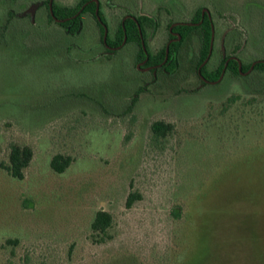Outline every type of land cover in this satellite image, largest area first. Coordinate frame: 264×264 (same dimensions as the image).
<instances>
[{"label": "rangeland", "instance_id": "1", "mask_svg": "<svg viewBox=\"0 0 264 264\" xmlns=\"http://www.w3.org/2000/svg\"><path fill=\"white\" fill-rule=\"evenodd\" d=\"M38 1L0 0V264H264V71L200 86L193 36L177 73L152 82L136 44L106 54L91 14L69 35ZM98 2L111 37L126 13L156 16L152 52L205 7L211 66L227 28L244 61L264 58V0ZM157 120L172 130L154 139ZM11 144L33 152L22 179L2 167ZM55 154L72 158L62 173ZM98 210L112 224L96 235Z\"/></svg>", "mask_w": 264, "mask_h": 264}, {"label": "trees", "instance_id": "2", "mask_svg": "<svg viewBox=\"0 0 264 264\" xmlns=\"http://www.w3.org/2000/svg\"><path fill=\"white\" fill-rule=\"evenodd\" d=\"M46 4L48 3V0H45ZM87 2V3H86ZM86 5L81 9V6L83 4ZM79 10H81L79 12ZM95 10V3L90 0H78L74 5H62L55 3L54 0L52 2V11L54 14V17L58 19H63V21L57 23L60 27L63 28L64 32L70 35H74L75 33L79 32V20L81 19V15L83 13L89 12L90 14L94 15ZM79 12L76 17H73L74 14ZM99 15L102 19L101 13L99 11ZM48 19L50 22L53 21V18L48 13ZM201 20V21H200ZM191 22H199L198 25H188V24H181L174 27L175 30H177L181 36V39L179 41L172 42L169 45V52H168V58H172V62H174L173 57H176L178 55V52L180 51L181 47L183 46V43L186 41H190L193 37V35H197L199 38V47L198 51L193 54L190 60L192 62L191 69L194 71L197 70L201 62L205 59L207 56L208 50H209V44H210V37H211V27L210 22L206 15L203 17L201 16V9H197L195 12L194 17L191 19ZM156 21L148 14L141 13L135 16V19L129 17L124 20L123 25L119 23L116 31H115V39L114 42L110 40V38L107 36V42L109 44L118 45L122 42L124 34L126 35V43H135L137 45V57L139 59H143L145 57L144 50L141 44V38L139 31L141 32V35L144 39V46L145 50L148 53L149 63L159 62L161 61L165 56V47H162L160 50H158L156 53H150L149 47L147 42L145 41L146 32L147 29H150L155 26ZM100 30V37L103 36V27L99 25ZM187 56L188 52L186 53ZM224 63V59L221 61L219 67L215 72H213L211 75H209V78L215 79L218 77L222 66ZM228 69L231 70L233 74L239 75V72L237 70V64L235 61L230 60L228 65ZM249 64H244L242 66V70L248 69ZM254 70H258L263 72L264 71V62L259 61L255 64ZM200 72L207 76L209 73L206 69V66H202L200 69ZM152 136L154 139H159L164 137L167 133H169L172 130V124L166 123L162 120L154 121L150 126ZM32 149L29 146L26 145H18V144H11L8 154V162L7 164L3 165V169L13 178L16 179H22L24 175V169L29 165L31 159H32ZM72 158L70 156H64L62 154H55L50 162L51 168L56 173H62L64 170L69 166ZM139 197V195L135 192L129 193L127 200H126V206L129 207ZM112 224V216L110 213L104 210H98L90 224V229L92 233L99 235L104 234L107 229Z\"/></svg>", "mask_w": 264, "mask_h": 264}, {"label": "flooded vegetation", "instance_id": "3", "mask_svg": "<svg viewBox=\"0 0 264 264\" xmlns=\"http://www.w3.org/2000/svg\"><path fill=\"white\" fill-rule=\"evenodd\" d=\"M90 1H93L95 3L94 15L91 14V16L95 20L97 26L99 24L103 27V36H102V38L100 37V40H101V43L103 45L104 52L106 54L110 55L112 52L118 50L119 48H121L122 46L127 44L126 43V35L124 34L123 40L120 44H118V45L109 44L107 42V36L110 38V40L112 42H114L115 32H114V35L111 37L108 28H106L107 27L106 22L103 20V18L101 19L100 15H99L100 3L98 2V0H90ZM52 2H53V0H51V1L48 0L47 4H46L45 0L35 2V3H39L38 6L36 7V10H38V8H40L41 5H44L45 9L47 10L46 19L48 22L46 21V23H51L48 19V13L53 18L52 22L59 23V22L63 21V19H58V18L54 17V14L52 11ZM86 3L81 6V9L86 5ZM24 10H25V8H24ZM24 10H23V12H24ZM80 11L81 10H79V12ZM79 12L74 14L73 17H76V15ZM86 13H89V12H86ZM142 13H144V12H142ZM138 14H141V13H138ZM138 14H130V13L124 14L123 17L121 18V20L118 22L117 27H118L119 23H121L123 25L124 20L126 18L131 17V18L135 19V16ZM146 14H148V13H146ZM148 15H150V14H148ZM204 15H206V17L208 18V20L210 22L211 37H210V44H209V50H208L207 56L201 62V64L197 68V70L195 71L199 85L204 86L206 84H210V85L212 84V86H216L224 78H229L230 76H235V77H240V78L246 77L247 78L253 71H258V70H254V66L259 61L264 62V58H256V59L254 58L248 62L244 61L242 59V56L240 55V53L243 51V45H242V42L238 43V34H237L238 32H237V30H234V28H227V30H225V32L220 36V43H219V48H218V50L220 51V59L218 60V62L214 66L213 65L211 66L210 63L214 58L215 52H217V48L214 45V41L216 39V27H215V24L213 22V19L210 15L208 9L205 7L201 9V16L203 17ZM150 16L156 21V23H155V26L151 28L152 30H151V33L149 36H148V33L146 32L145 41L147 42V44H148V41H150V39L154 36L156 30L159 27L158 18L156 16H153V15H150ZM191 19L189 21H175V22L169 23L167 25V37H166L164 44L159 49L155 50L154 52H152L149 48L150 53H156L162 47H165V56L159 62H154V63L148 62L149 56H148L147 51L145 50L144 39L141 35V32L139 31L140 38H141V44H142V47L144 50L145 57L143 59H139L137 57V51H136L135 61H136L138 71H140L142 74L150 75L152 82L156 81L157 79H163V78L171 79L174 76V74L177 73V71L180 68V59H181L182 50L183 49L186 50V47H189L188 43L190 42V41H188V42L185 41L183 43V46L181 47L180 51L178 52V55L176 57H173L174 62H172V58H170V59L168 58L169 45L172 42L179 41L181 39L179 32L177 30H175L174 27L177 25H181V24H188V25H193V24L198 25L199 24V22H195V23L191 22ZM81 20H82V15H81V19L79 20V23H80L79 28H81ZM117 27H116V29H117ZM241 34H240V38H241ZM99 35H100V30H99ZM193 36H195L197 38L198 47H199L200 42H199L198 36L197 35H193ZM241 41H242V39H241ZM197 51H198V49H197ZM109 55H107V56H109ZM189 59L190 60L192 59L191 54L188 57V61L190 63V68H191L192 62ZM223 59H224V63H223L222 69H221L218 77L215 79L209 78V75H211L213 72H215V70H217V68L219 67V65ZM230 60H233L236 62L239 75L233 74L231 72V70L228 69L227 65H228ZM244 64L245 65L249 64L248 69L242 70V66ZM202 66H206V69L209 72L207 74V76L203 75L200 72V69ZM137 94H138V92H135V94L133 95L130 105H132V103L136 100Z\"/></svg>", "mask_w": 264, "mask_h": 264}, {"label": "water", "instance_id": "4", "mask_svg": "<svg viewBox=\"0 0 264 264\" xmlns=\"http://www.w3.org/2000/svg\"><path fill=\"white\" fill-rule=\"evenodd\" d=\"M51 1V0H50ZM34 7H37L36 5H34Z\"/></svg>", "mask_w": 264, "mask_h": 264}]
</instances>
